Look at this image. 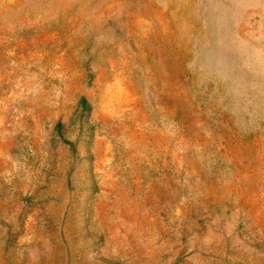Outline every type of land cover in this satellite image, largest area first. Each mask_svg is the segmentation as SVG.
Here are the masks:
<instances>
[{
	"label": "rangeland",
	"instance_id": "rangeland-1",
	"mask_svg": "<svg viewBox=\"0 0 264 264\" xmlns=\"http://www.w3.org/2000/svg\"><path fill=\"white\" fill-rule=\"evenodd\" d=\"M0 264H264V0H0Z\"/></svg>",
	"mask_w": 264,
	"mask_h": 264
},
{
	"label": "trees",
	"instance_id": "trees-1",
	"mask_svg": "<svg viewBox=\"0 0 264 264\" xmlns=\"http://www.w3.org/2000/svg\"><path fill=\"white\" fill-rule=\"evenodd\" d=\"M82 104L84 105V108L88 110L90 108V105L85 97L82 99Z\"/></svg>",
	"mask_w": 264,
	"mask_h": 264
}]
</instances>
